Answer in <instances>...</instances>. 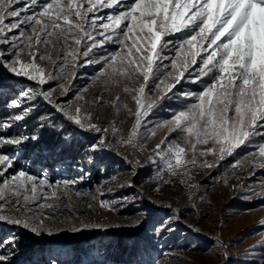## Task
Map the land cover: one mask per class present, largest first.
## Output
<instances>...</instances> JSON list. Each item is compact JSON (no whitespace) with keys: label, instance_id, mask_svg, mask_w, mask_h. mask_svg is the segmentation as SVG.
<instances>
[{"label":"snow or ice","instance_id":"snow-or-ice-1","mask_svg":"<svg viewBox=\"0 0 264 264\" xmlns=\"http://www.w3.org/2000/svg\"><path fill=\"white\" fill-rule=\"evenodd\" d=\"M17 3L21 7H14ZM36 8L39 10L33 11ZM102 9L117 10L100 15ZM89 13L92 15L89 16ZM7 18L12 19L5 23ZM68 33L77 38L70 42ZM176 34L183 35L175 40L164 39ZM49 36L63 40L67 47L74 49L66 51L63 57L71 58L73 70L75 62L82 58V66L100 65L93 79L105 77L110 80L118 77L132 85L129 87L126 84L123 88L124 93H134L132 98L135 101V122L131 137L126 140L127 144L134 143L132 137H136L142 125L149 122L147 118L156 106L155 102H148L149 97L146 96L150 80L155 81L152 90H159L161 93L159 100L172 93L182 81L193 84L203 82L198 93H173V97L178 95L191 98L192 102L173 113L169 121L172 125L170 132L179 130L186 134L183 139L189 143L194 138V150L197 145L208 146L199 151L198 155H211L214 159L205 160L199 165L200 168L218 167L217 161L232 157L236 150L252 145L255 138H261L256 143L258 150L244 155L253 157V167L257 166L256 157L262 158L259 167L264 169V0H129L126 3L124 0H49L43 4H39L38 0H0V46L8 45L11 49L7 51L5 58L6 50L0 47V67L15 77L34 82L40 89H25L7 103L8 108L20 111L0 120V148L6 145L18 148L29 143L36 145L41 141L40 133L45 127L54 132L62 131V127L57 126L55 121L46 124L41 117H37L39 122L31 133L24 131L17 135L7 134L15 126L14 122L29 119L36 109V101L41 100L81 130L98 134L95 143L89 145V153L107 151L110 150L106 138L108 129H102L92 122L90 115L82 117L80 107L69 112L61 103L53 102V89L43 88L54 77L37 63V52L32 51V41L35 37L36 44H47ZM108 44L115 47L109 50L105 47ZM26 48L30 57L27 61L21 59V53ZM101 50L102 54H98ZM166 50L174 55H166ZM38 59L44 60L45 56L40 54ZM164 61L170 63L166 64ZM169 68L170 71L167 70ZM141 77L142 82L136 86ZM24 127H27L26 124ZM185 154V147L165 138L156 145L150 158L153 163H156L154 157L157 156L160 161H164L169 175L186 177L190 175L187 166L196 167L197 159L193 155L191 160L185 161ZM81 159L89 165L96 164L94 155L82 156ZM15 161V157L0 152V176H4L9 169H15ZM237 163V160H233L230 167L235 168ZM79 171L81 175L77 178L55 183L63 184L67 189L90 175L83 167ZM158 174L161 182L168 183L162 173ZM0 184L3 185L0 187V201L5 202L0 208H3L11 203L10 198L5 199L6 188H13L14 185L12 196L20 195V190L23 189L25 194L20 198L24 202L30 199L27 194L29 191L33 201L37 198L47 200V195L37 197V193L45 186L52 187L53 182L46 176L40 178L23 169H16ZM250 194L264 195V184L259 193L253 189ZM51 196L59 198L55 191ZM113 203L115 201L100 202L102 208L109 210H115L110 208ZM18 204L19 201L6 214H0V222L22 227L36 237H51L62 231L57 228L54 232L52 227L46 226L45 221H51V217L29 221L27 217L16 215ZM38 207L51 209L54 205L41 203ZM140 223L134 222L136 226ZM89 227L104 229L105 226L69 225L68 230L79 233ZM167 230L173 231L171 226ZM157 234H161L159 230ZM18 239L16 235H12L0 242V245L7 248V251L0 250V264H14L19 250ZM262 248L264 247L260 249ZM71 251L73 250L66 251L64 248L51 249L47 264H66L58 256ZM223 259L225 264H229L227 254ZM246 262L264 264V252L260 251L258 258Z\"/></svg>","mask_w":264,"mask_h":264},{"label":"rangeland","instance_id":"rangeland-1","mask_svg":"<svg viewBox=\"0 0 264 264\" xmlns=\"http://www.w3.org/2000/svg\"><path fill=\"white\" fill-rule=\"evenodd\" d=\"M45 2H49V0H38L39 4ZM124 2H129V0H124ZM25 6L27 7V5ZM14 7L19 8L21 5L17 3ZM37 10L39 9H33V11ZM116 10L102 9L99 14L105 15ZM91 15L89 13V16ZM10 19L12 18H7L5 23ZM67 35L70 42L77 38L71 33ZM181 35L183 34L164 37V39L175 40ZM47 40V44L38 45L35 42V37H33L32 51L37 52V63L45 69L46 73L54 77L43 85L44 89H53L51 92L53 102L61 103L69 112H74L77 107H80L82 117L90 115L92 122L97 123L102 129H108L107 135L113 137L118 146L131 147L139 158H143L149 163V166L150 160L147 151H154L156 145L165 138L167 141H175L179 146L185 147L186 154L183 157L185 161L191 160L193 155H196L197 166H187L190 169V175L185 179L174 178L167 172L164 177L168 183H163L161 178L152 180L150 177L149 182H136L133 179L135 174L133 167L125 168L121 164H115L113 172L105 173L95 182L92 181L91 171L82 164L72 166L53 164L49 167L45 166L41 162V158L35 153L21 157L22 146L17 148L6 145L0 148V152L15 157L16 168L9 169L4 176H0V181L16 169H23L25 172L40 178L46 176L53 184L52 187L45 186L37 193V197L47 195V200L37 198L33 201L29 191L27 194L30 199L27 202L20 198L25 194L23 189L20 190V195L12 196L14 185L13 188H6L5 199L10 198L11 203L0 208V214H6L8 209L17 206V201H19L16 215L22 218L27 217L29 221L51 217V221H45L46 226L52 227L54 232L57 228L62 229V231L51 237L47 235L36 237L22 227L0 222V227H4L5 230L3 234L0 233V237L6 241L8 237L13 235L14 231H26L35 240L43 243L47 259L50 250L53 248H64L66 251L73 250L66 255L58 256L67 264L72 262L77 255L82 256V254L84 262H87L91 257L100 259L97 247L99 237L110 232L139 233L149 237L152 248L146 252L144 248L150 243L144 241V237L141 236L139 241L140 260L135 264H225L223 259L225 254L228 256L229 264H247L246 261L258 258L260 251L264 252V248L260 249L264 247V195H251L250 193L253 189L257 190L258 193L260 192L261 185L264 184V169L259 167L262 158L257 156V166L253 167L251 163L253 157L244 154L258 150L256 143L261 138H255L252 145L236 150L232 157L217 161L218 167L200 168L199 165L205 160L212 161L214 159L211 155L207 157L198 155L199 151L205 150L208 146L197 145L194 150L192 144L195 143V139L192 138L191 143H189L183 139L186 134L179 132V130L170 132L172 125L169 121L174 112L184 109L186 105L192 102L191 98L178 95L173 97V93L189 91L198 93L203 87V82L193 84L182 81L173 89L172 93H168L163 100H159L161 93L159 90H152L155 81L150 80L146 88V96L149 97L148 102H155L156 106L147 118L149 122L142 125L138 130V135L132 137L134 143L129 145L126 140L131 137L135 122L133 114L135 101L132 98L134 93H124L123 88L126 84L129 87L132 85L118 77H113L110 80L105 77L93 79L100 69V65L82 66V58H78L73 70L71 58L63 59V57L66 51L71 52L74 49L67 47L63 40H58L55 36H49ZM0 47L6 50L5 58H7V51H11V49L8 48V45ZM80 47L82 49L83 44ZM105 47L112 50L115 46L108 44ZM102 52L103 50L98 54H102ZM27 53L28 49L26 48L21 53L22 60L30 59ZM40 54L45 56L44 60L38 59ZM165 54L174 55L167 50ZM164 63L170 62L164 61ZM167 70L170 71L171 69ZM18 78L26 82L21 92L28 88L40 90L34 82L23 77ZM141 82L142 77L137 81L136 86ZM63 89H68V91L65 92ZM21 99L23 100V98ZM163 102L167 104L170 102L175 106L167 117L160 116L161 111H163L161 107ZM12 110L13 113L20 111V109ZM14 123L15 126L9 135H17L26 131L24 127L18 126L17 122ZM48 131L51 129L45 127L41 130V136L44 137ZM164 151L166 152L167 149L165 148ZM98 152L99 154L95 156V166L99 167L102 173L106 168L97 158L103 151ZM233 160L238 161L235 168L230 167ZM80 167L90 173L83 181H78L74 186L70 185L67 189L63 184L57 185L55 183L56 181L77 178L81 175ZM2 186L0 184V187ZM53 191L57 193L58 199L51 196ZM121 197H127V199L122 200ZM140 199L145 200L146 203L149 200H155L161 206H168V202L172 201L174 203L170 206L177 213L161 211L155 213V210L149 205L139 204ZM101 200L115 201L110 205V208L115 210L102 208ZM4 203V201H0V205ZM41 203L53 204L54 208L41 209L38 207ZM136 221L141 223L136 226L134 224ZM81 224L89 226L100 224L105 227L104 229L89 227L79 233H72L68 230L69 225L80 226ZM168 226H171L173 231H168ZM158 230L161 234H157Z\"/></svg>","mask_w":264,"mask_h":264},{"label":"trees","instance_id":"trees-1","mask_svg":"<svg viewBox=\"0 0 264 264\" xmlns=\"http://www.w3.org/2000/svg\"><path fill=\"white\" fill-rule=\"evenodd\" d=\"M24 84H26V82L23 79L12 76L0 67V120L13 114L14 111H11V109L7 107V103L21 93ZM161 107L163 108V111L160 113L161 117L169 116L170 111H168V109L173 111L175 108L170 102L168 104L163 102ZM37 117H41L47 124L55 121L57 126L62 127V131H48V134L42 137L38 144L33 145L29 143L27 146L22 145L23 153L21 154V157L35 153L41 158V162L49 167L53 164L69 166L82 164L91 171L92 181L95 182H97L105 173L113 172L112 170L115 164H121L125 168H134L135 174L133 175V179L136 182L150 181L149 163L143 158H139L131 147L118 146L110 135H106L110 150L103 151L97 158V160L105 166V171L101 173L99 167L87 164L84 159H81V157L89 154L94 156L99 154V152H88L89 145L95 143L98 134L81 130L78 126L68 122L61 114L41 100L36 101V109L33 111L29 119L17 122V124L21 127H24L26 124L27 127L24 128L28 133H31L39 122ZM12 129L13 128L8 130V135ZM138 203L143 204V206L149 205L150 208L155 210V213L160 211L165 213H177V211L170 206L174 203L172 201L168 202V206L158 205L155 200H149V202L146 203L145 200L140 199ZM4 231V227H0V233L3 234ZM13 235H16L19 238V250L14 258V264H47V257L44 253L45 247L43 243L35 240L30 233L23 230L14 231ZM141 236L144 237V241L151 242L149 237L140 235L139 233L122 234L110 232L101 235L97 245L98 256L100 259L97 257H91L87 262H84L82 260L84 258L82 254V256L77 255L69 264H93V262L97 261L101 262V264L138 263L140 260L139 255L141 254L139 249ZM3 241V238L0 237V242ZM216 243H218V241H216ZM149 248H152L151 243L144 249L147 252ZM0 250L7 251V248L0 245Z\"/></svg>","mask_w":264,"mask_h":264},{"label":"built area","instance_id":"built-area-1","mask_svg":"<svg viewBox=\"0 0 264 264\" xmlns=\"http://www.w3.org/2000/svg\"><path fill=\"white\" fill-rule=\"evenodd\" d=\"M154 151L152 150H148L147 151V154L149 156V160H150V169H149V177L152 179V180H158L160 179V175L158 173H162L163 175L167 173V170L166 168L164 167V161H160L159 160V157H154V159L156 160V163H153L152 162V158H150V154H152ZM187 170L190 172V169L187 168ZM180 171H183V170H180ZM172 177L174 178H180V179H185L187 178L188 176L186 177H182L180 175H171Z\"/></svg>","mask_w":264,"mask_h":264}]
</instances>
